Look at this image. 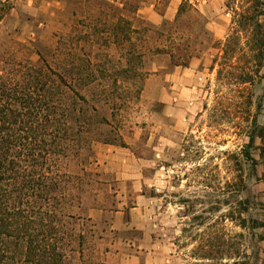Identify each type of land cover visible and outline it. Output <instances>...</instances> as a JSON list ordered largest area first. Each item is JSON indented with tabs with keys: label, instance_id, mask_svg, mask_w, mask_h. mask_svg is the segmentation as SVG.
Instances as JSON below:
<instances>
[{
	"label": "rangeland",
	"instance_id": "1",
	"mask_svg": "<svg viewBox=\"0 0 264 264\" xmlns=\"http://www.w3.org/2000/svg\"><path fill=\"white\" fill-rule=\"evenodd\" d=\"M257 3L264 9V0H10L0 10V67L38 62L39 52L52 59L59 41L56 60L74 52L96 63L92 103L104 92L118 106L104 104L103 134L63 162L79 177L67 209L85 231L68 264H264V227L253 222L262 219L264 163L243 134L249 101L264 123V61L254 81L239 82L251 61L238 53L245 33L229 43L223 69L236 18ZM121 17L144 50L134 82L117 73L129 48Z\"/></svg>",
	"mask_w": 264,
	"mask_h": 264
},
{
	"label": "trees",
	"instance_id": "2",
	"mask_svg": "<svg viewBox=\"0 0 264 264\" xmlns=\"http://www.w3.org/2000/svg\"><path fill=\"white\" fill-rule=\"evenodd\" d=\"M8 2L0 0V10ZM186 4L182 3L180 12ZM262 5L257 3L252 11L239 14L225 46L224 57L228 59L234 56L229 43L245 33V45H240L238 53L251 61L241 67V84L254 81L264 61V21L258 19L264 16ZM121 20L125 22L124 37L129 48L127 65L117 73L134 82L143 75L140 66L144 50L136 43L134 34L138 29L133 21ZM120 24L119 20L113 24L115 39H119ZM59 50L58 41L52 59L39 52L38 62L5 61L0 67V264H68L71 245L78 240L81 246L85 236L82 228L76 232L83 217L67 209L75 206L71 186L79 177L63 171V162L103 134L101 127L109 125L104 104L113 102L118 106L104 92L99 107L92 103L93 86L100 82L91 57L72 52L70 58L56 60ZM229 60L223 69L231 67ZM178 64L186 65L187 61ZM118 82L114 78L111 86H118ZM85 90L90 91L89 96L83 93ZM250 105L249 101L243 111L249 117L243 126L248 138L246 147L255 146L264 163V123H258L256 113L250 117ZM257 109L264 110V97ZM115 140L108 137L104 142L113 144ZM244 153L252 156L250 151ZM259 208L262 219L253 222L255 227L263 228L264 203H259Z\"/></svg>",
	"mask_w": 264,
	"mask_h": 264
},
{
	"label": "crops",
	"instance_id": "3",
	"mask_svg": "<svg viewBox=\"0 0 264 264\" xmlns=\"http://www.w3.org/2000/svg\"><path fill=\"white\" fill-rule=\"evenodd\" d=\"M102 178H103L104 181H108V179L106 178V176H105L103 173H102ZM114 179H115V180H117V179H118V180H122V179H123V176H121V175H116V176L114 177ZM116 213L119 214V213H121V212H120V211H116ZM89 214H90V216L93 217V211H90ZM95 215H96V214H95Z\"/></svg>",
	"mask_w": 264,
	"mask_h": 264
}]
</instances>
